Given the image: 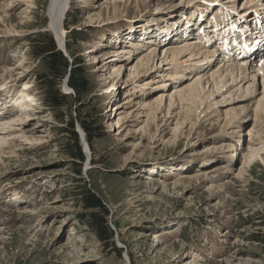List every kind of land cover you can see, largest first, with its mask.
<instances>
[{"label":"rangeland","instance_id":"rangeland-1","mask_svg":"<svg viewBox=\"0 0 264 264\" xmlns=\"http://www.w3.org/2000/svg\"><path fill=\"white\" fill-rule=\"evenodd\" d=\"M50 1L0 3V88L15 95L28 82L36 101L32 118L7 130L0 149V264H264V107L254 110L264 102V78L228 83L194 112L178 102L168 111L165 99L153 118L148 103L176 85L160 75L172 65L161 66L158 50L168 41L157 34L171 29L166 13L195 0H73L62 52L81 68L78 92L68 83L70 67L58 76L39 54L48 37L61 51ZM137 40L159 49L146 73L130 79L128 66L153 50ZM132 42L136 56H112ZM217 54L210 73L224 64ZM199 62L181 78L184 86L208 65ZM250 148L257 157L244 163ZM87 190L107 212L85 204Z\"/></svg>","mask_w":264,"mask_h":264},{"label":"bare ground","instance_id":"bare-ground-1","mask_svg":"<svg viewBox=\"0 0 264 264\" xmlns=\"http://www.w3.org/2000/svg\"><path fill=\"white\" fill-rule=\"evenodd\" d=\"M72 1L73 0H51L49 4L50 6L48 8L49 9L48 13L51 18V21L49 23L50 29L54 31L56 37L58 38L59 46L62 49L66 50L67 52H68L67 47H66L67 32H66V27H65V21H66L68 12L71 8ZM241 1L242 0H195L192 2H188V5H185V6L182 5V6L175 7L171 9L169 13H166L167 15L166 16L167 18H165L166 23L170 24L171 29L169 31H166V33L164 34L160 33L159 31L157 35L159 36V38L162 36V39H161L162 42L168 41V43L161 45L162 47L160 46L159 47L160 49H159L158 46L157 47L153 46L154 43H157V42L153 40L149 41V44L146 43L148 47H146L145 49L151 48L153 49L152 52L150 54H146L143 57V59L142 58L139 59L136 64L134 65L128 64L129 65L128 66L129 78L138 79V77H140L141 74L146 73L144 71L149 66H151L153 61H155V57H157L156 55L157 49H159L158 51H160L161 49H164L162 52L163 57L161 58L162 60L161 66H163L164 64L163 68H165L167 67L168 64L172 65V67L170 66L167 67V70H163V72L160 71V75L163 78H167L166 81H169L172 79L173 81L168 82L170 85L171 84L173 86L175 84L176 85L174 86L172 91L170 90L171 87L170 89L165 88V87L162 88L157 93L158 95L156 96V98L148 103V109L150 110L152 115H154V117L152 116L153 118H156L155 113L161 110V106L164 103L165 99L166 101L167 100L169 101L168 111H170L171 107L174 106L178 102V104L179 103L181 104V107L183 108V110L187 108L188 112H194V110L199 109L201 106H203V104H205L208 99L213 98L214 96H216L217 93L222 92L224 88L228 86V83L229 85L232 84L234 86L236 84H233V83H238V82L239 83L245 82L246 84L251 78L256 79L258 73H261L260 74L261 77L264 78V70H263V66H261L264 64V62L260 65V67L256 66L254 68L253 65L250 66L249 64L244 63V61H246V58H241V59H237L235 57L229 58L227 62H225L220 67H218V70L215 69L216 71L214 73H210V71H213L214 69L215 65L212 66V64L214 63L213 62L214 57L216 56L218 49L213 47V44L211 43L212 41L211 36H209L210 34H207L211 32V28L209 25L214 24L216 28L220 31V34L223 33V35L224 34L227 35L231 31L227 30L228 28L225 29L226 28L225 26H228L230 22H227V23L225 22L231 18L232 19L236 18V15L232 14L231 11L229 10H232L234 13L239 12V14L245 18L246 11H245L244 6L249 7L250 5H252L254 8L253 10H255L254 12L253 11L252 12L256 14V13H259L258 11L259 7L264 5V0H244L242 4H240ZM202 2L205 3L204 6H202ZM0 3H1V0H0ZM213 4H216V5L220 4L221 6L219 8H213L212 7ZM239 5L240 6L243 5V9L241 10L238 9ZM201 14L203 16V20L201 23L199 22L200 24L198 26H195V23L198 17H202ZM210 16L215 17V20L212 21V23H210V19H211ZM161 17L164 18V15H161ZM6 18L5 19L2 18V21L4 23H7V21L10 20V17H8L7 19ZM189 20L193 22L192 23L193 26L190 28H188V26L185 27L187 23L186 21H189ZM146 21L147 23H150L152 30H154L155 28H157V30L159 28L161 29L165 28V24H161L160 21L158 22V19H155L151 22L149 21V19H146ZM251 21L252 19L249 22ZM144 22L145 21H143V23ZM155 22H158L160 24H157ZM181 22L184 25L182 26L178 25ZM133 23H134L133 25L134 28L144 27L141 24L137 25L135 23V20H133ZM174 23L175 25H173ZM232 25L237 26L236 24H232ZM199 27L201 29H199ZM238 27H241L243 31H246V33H248V31L246 30L247 25L238 26ZM222 28H224V30H222ZM166 34H169V35H166ZM250 35H253V33L251 34L250 32ZM189 36H194V37H192L191 39H188L187 37ZM252 37H257V36L254 35ZM178 39H182V40L180 41ZM178 41H180V43H177ZM248 41H249V36L244 38V44H247ZM253 42L254 40H252L248 44L251 45L253 44ZM137 43L139 45L146 46V44H143V42L140 40H137ZM226 43L227 41L225 40L223 42V45H225ZM130 44L131 45L129 46H122V47H119L118 49H114L112 52V56L114 55L118 57L125 53H129L130 57L132 55H133L132 57L136 56L135 55L136 51L134 50V47L137 44L133 42ZM169 45L171 46L169 47ZM183 54L189 55V58L186 60H182ZM227 55H229V51H226L225 57H228ZM115 60H117V58ZM195 60H200L199 63L201 64L203 63L205 64V62L208 61V65L211 64V66H208L205 64L203 69L199 73L196 74L197 78L195 79V82L184 86L181 82V78L184 76L186 71L194 72L191 66L193 65V61ZM122 61L127 63V58H125L124 56V60ZM112 67L115 68L116 66L112 64ZM121 67L122 65L119 64V67L117 68V72L121 73V69H122ZM249 68H253V70L249 71ZM260 70L262 72H260ZM189 77L190 75L186 79H188ZM156 79L157 78L153 79L152 81H155ZM225 79H227V81H225ZM166 81L164 85L167 84ZM206 84H209L210 86L208 92H206L207 90ZM211 85H212V89H211ZM66 88L70 89L68 86H66ZM111 88L114 89L115 85L113 84ZM251 89L252 88L249 87L247 91L249 92ZM30 90L31 88L29 87L28 82L25 83L23 88L20 89L15 95L13 94L14 93L13 89H9L5 86L0 88V149H2L3 146L6 145L9 141V137L6 136V134L8 133L7 130L11 129V127L15 128L17 125L24 124L26 121H28V119L32 118L30 107L32 106L31 103L35 101L34 100L35 97L29 93ZM126 101L129 102V99ZM184 104H188L189 106H184ZM194 107L196 108L194 109ZM258 107L263 108L264 102L263 103L259 102L257 106H255L254 108V110L257 108V110H259L258 113H260L261 109H259ZM116 109L118 111L116 114L121 113L120 106H118V108ZM239 117L240 115L236 113L235 118H239ZM118 118L120 119V116ZM115 125L116 126L118 125V127H121V124H115ZM81 130L83 131V129ZM7 135H10V133H8ZM85 142H86L85 147L88 150L89 148L87 145L86 138H85ZM246 153H247L246 154L247 161L245 160L244 163L251 161V159H254L255 156L257 157V152L252 148L247 150ZM227 172H229V170H227ZM229 187L230 185H229L228 179L227 181H224L220 185L221 189H227Z\"/></svg>","mask_w":264,"mask_h":264},{"label":"trees","instance_id":"trees-1","mask_svg":"<svg viewBox=\"0 0 264 264\" xmlns=\"http://www.w3.org/2000/svg\"><path fill=\"white\" fill-rule=\"evenodd\" d=\"M70 50V48H69ZM45 54L46 56V61L47 64L49 66V69L51 70V72H57L58 76H61L63 74L66 73L67 69H69L70 67V63L67 59V57L63 54L62 51L57 49V45L55 42V39L53 37H48V41L46 44H43L41 47H39V54ZM75 63L77 64V60H74ZM81 68L80 66L78 67L75 64H72L70 67V76H69V85L72 86L73 88L76 89V91L80 92L81 90H83V84L80 81L81 78V72H80ZM68 72V71H67ZM84 127V131H86L85 133H87V135L90 136L91 134V127H89V125H87L86 123L83 124ZM69 130L72 132L73 134V138L75 140V142H77V152H76V158L83 160V153L81 151V146L78 144L79 143V139H78V135L74 129V123L71 122L70 124V128ZM80 172V170L78 171V173ZM86 193H84V201L85 204L88 205V207L90 208H100L103 210V212H107L106 207L101 203L100 199L91 191H85ZM97 217V216H96ZM96 217H94L96 219ZM103 221V220H102ZM103 225V222H101Z\"/></svg>","mask_w":264,"mask_h":264},{"label":"water","instance_id":"water-1","mask_svg":"<svg viewBox=\"0 0 264 264\" xmlns=\"http://www.w3.org/2000/svg\"><path fill=\"white\" fill-rule=\"evenodd\" d=\"M61 49V51H64L65 52V50L64 49H62V48H60Z\"/></svg>","mask_w":264,"mask_h":264}]
</instances>
